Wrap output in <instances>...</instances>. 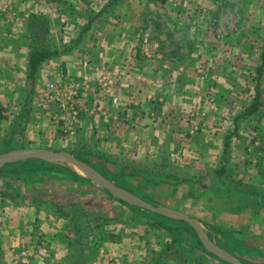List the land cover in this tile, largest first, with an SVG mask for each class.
<instances>
[{"label":"rangeland","instance_id":"374dc122","mask_svg":"<svg viewBox=\"0 0 264 264\" xmlns=\"http://www.w3.org/2000/svg\"><path fill=\"white\" fill-rule=\"evenodd\" d=\"M4 1L0 0V5L5 3ZM9 1L12 5L19 4L20 1L23 2L24 9L21 11L19 19H16L13 14L11 17L14 18L10 17L9 19L7 17L9 13L5 14L6 11L0 9V51L7 57L6 61H0V138L7 131L11 119L21 111L28 110L27 114L25 113V121L22 122L24 144L17 148L42 147L66 150L76 155L75 152L79 150L81 142L78 139L61 137L58 131L56 132V122L51 120V108L41 107L37 103L40 96L38 95L40 85L44 81L54 78V75H49L47 72L46 61L40 66L34 92L31 96L28 93L27 56L30 42L27 36L26 22L36 0ZM112 1L87 0L85 6L91 4V7L98 9L101 4L106 5ZM250 1L255 5L253 15H251V11L243 9L242 6L230 13L234 12L239 16L248 17L247 22L244 20L242 22L244 29L248 28L250 18L253 28L259 25L264 29V10L256 9L258 2L263 0H238V5H244L245 2ZM197 2L202 3L201 0H197ZM75 4L78 8L84 7L82 0L80 5ZM36 8L32 9L33 12L49 16L44 8ZM80 10L77 11L80 12ZM92 12L94 11L92 10ZM258 14L263 19L258 18ZM55 15L59 16L57 13ZM87 18L86 16L85 19ZM74 23L76 24V22ZM232 26L233 22L230 23V27ZM79 29L80 26H73L71 33L63 30L58 32V25L51 24L50 35L57 47L62 49L60 56L68 53L75 46V39L81 33ZM263 29L261 36L264 38ZM237 43L239 44L235 45L234 43V45L239 47L241 43ZM251 45L253 43H249L248 51H250ZM236 61L239 66L233 64L230 68L232 78L223 80L219 83L218 89H215L214 96L218 95V97L215 96L216 99L214 98L213 105L215 106L202 102L192 106L189 112L193 116V121L190 123L192 126L184 131L182 136L186 142L179 141L169 146L171 158H176L175 162L184 168H190L185 169V171L188 170L189 175L218 168L221 165L222 145L225 136L233 129V116L253 100L256 84L255 68L260 64L261 58L256 54H249L247 58H239ZM260 89L263 104L256 113L238 121L237 132L229 139L228 152V167L234 178L244 185V190L241 192L248 194L252 191L251 199L258 200L259 205L246 208L248 204L245 203L244 195L237 196V198L232 195H219L225 191L217 189L213 183L210 184V178H205L204 184L185 182L176 187L163 185L146 187L138 176L125 175L129 172V168L125 167L126 163L133 161L139 165L142 162L150 161L144 156L143 148L138 149L136 153L138 159L135 160L133 159L135 157L127 156L128 153L118 155L116 153L119 152H112V147H107L108 152H105L99 148L100 145L96 142H94L95 144L88 142L95 149L94 153H89V164L116 185L136 194L145 201L153 205L170 206L196 218L200 222L203 235L231 252L241 264H264V74ZM198 112L205 115L197 116ZM208 118H213L215 123L207 125ZM195 126L198 128L195 129ZM212 129H218L219 132V140L213 152H198L197 158L194 159L192 147L195 142H190V137L197 131L213 132ZM49 135H52L51 138ZM52 137L55 139L52 140ZM181 142L183 146H181ZM127 148L130 147L127 146L124 149ZM102 153L105 156H102ZM17 161L19 160L6 164H13ZM44 161L56 164L49 160ZM56 165H60L61 168L51 173L48 172L47 175H36L33 186L25 185L19 179L0 177V189L5 184H8L10 189L18 187L28 197L26 198L27 203L31 194L39 195L43 200L71 196L93 213L101 212L111 215L108 224L91 232L92 245L95 249L92 262L87 264H155V262L157 264H197L196 262H199L198 264H222L226 262L205 248L194 229L185 220L130 205L86 178L79 170L63 164ZM117 172L122 174L120 179L118 177L120 174ZM75 175L77 176L75 177ZM76 179H82V181H75ZM10 204L13 203L7 201L3 203L5 208ZM45 216L50 215L45 214ZM47 221L49 222L50 219ZM159 222L168 225L170 229L156 226ZM57 226L61 228L62 223L58 222ZM62 233L64 237L69 236L67 230ZM103 234L108 236L105 241H102ZM168 243L174 244L173 246L180 250L173 254L161 252V249ZM18 245L24 246V249L19 251V255L16 257L17 262H14V258L5 257L0 260V264H27L35 256V253H29L30 247L27 244ZM67 253L64 254L57 250L56 259L62 260ZM30 254H33V257ZM225 264L230 263L226 262Z\"/></svg>","mask_w":264,"mask_h":264},{"label":"crops","instance_id":"0c3cea01","mask_svg":"<svg viewBox=\"0 0 264 264\" xmlns=\"http://www.w3.org/2000/svg\"><path fill=\"white\" fill-rule=\"evenodd\" d=\"M85 1V8L76 6L81 0H36L32 5V9L46 10L51 24L58 25V32L71 33L73 26H80L82 32L68 53L45 62L49 75L81 74L82 61L91 62L90 92L81 105L77 132L70 139L96 142L105 152L112 147L113 153H128L135 160L138 149L143 148L144 156L152 160L159 151L168 148L170 152L169 146L175 142H186L182 136L192 126L191 107L201 102L213 105L219 83L232 78L231 65L239 66L236 59L249 56L235 46L253 38L242 25L248 17L230 11L242 6L253 15L254 3L239 6L238 0H203L200 5L207 12L202 14L200 5L189 0H113L98 9L85 6ZM4 2L0 9L9 13L7 17L19 19L23 2ZM256 9L264 10V0ZM258 18L263 19L259 14ZM252 24L250 18L248 26ZM144 35L148 36L146 45L140 44ZM6 60L0 51V61ZM107 72L115 73V85L110 89ZM114 96L118 105L112 101ZM208 119L207 125L215 123ZM212 130L197 131L190 137V142H195L194 159L198 152H213L219 132ZM127 146L130 148L124 149ZM0 208V260L16 259L24 249L18 244L25 243L29 253H35L34 257L30 254L33 258L27 264H66L56 259L57 250L64 254L70 250V244L63 241L65 230L57 226L58 218L25 205Z\"/></svg>","mask_w":264,"mask_h":264},{"label":"trees","instance_id":"16d2710c","mask_svg":"<svg viewBox=\"0 0 264 264\" xmlns=\"http://www.w3.org/2000/svg\"><path fill=\"white\" fill-rule=\"evenodd\" d=\"M159 1L171 3L168 2L169 0ZM188 2H192L191 4L195 5L201 4L198 3L197 0H189ZM201 2L203 1L201 0ZM202 8L203 6L200 5L198 11L202 14H206L207 11H203ZM86 29L87 28H85V30ZM262 29V26L259 25L256 28H253V26L250 25L248 28L244 29L247 36L250 35L253 38H247L239 47L241 50H246L248 54H256L259 56V58H261V62L255 68L256 84L253 100L249 103V105L233 116V129L224 138L221 151V165L218 168H211L205 172L201 171L194 173L193 175H189L188 170L185 171V169L190 168H184L183 166L177 164L175 162L176 158L172 159L171 153L163 150L159 151L155 155L154 159L142 162L139 165L133 161L126 163L125 167L129 168V172L125 174L126 176H138L140 181L146 187L150 185L176 187L185 182L204 184L206 182L205 178H210V184L213 183L217 189L225 191V193L219 195H232L236 198L237 196L239 197L244 195L245 203L248 204L246 208L259 205L258 200L255 201L251 199L253 196V193H251L252 191L248 192V194L241 192L244 190V185L241 181L234 178L228 167V152L230 148L229 139L237 132L236 127L238 121L256 113L263 104L260 89L261 80L264 74V38L261 36ZM26 30L30 42L27 56V84L29 87L28 93L29 96H31L35 89L40 66L43 62L59 56L62 53V49L60 50V47H57L50 35L51 21L49 16L40 12L30 13L27 17ZM81 35L82 32L77 38L78 41H80ZM249 43H253L250 51H248ZM27 112L28 110H23L11 119L9 125L7 126V131L0 138V151L23 146L24 126L22 125V122L25 121V113L27 114ZM80 142L81 146L79 150L75 152L76 156L90 163L89 153H94L95 149L86 141ZM101 155L105 156L104 153ZM59 168H61L60 165L52 164L41 159H22L16 163L6 164L3 167H0V177L15 180L19 179L24 182L25 185L33 186L35 183L33 180L36 175H47L48 172L51 173ZM117 174H120L118 176L120 179L122 174L120 172H117ZM76 176L77 175H75V177ZM75 181H82V179H76ZM26 198H28L26 194L22 193L18 187L10 189L8 184H5L4 187L0 189V205H3V203L7 201L13 203L14 205L32 206L41 210L46 215L58 218V220L62 223V229L67 230L70 234L69 236L66 235L65 238H63V241L70 244V250L61 260L63 263L87 264L93 259V251L95 248L93 249L91 232L104 224H108L110 221L109 217L111 215L109 216L108 214H103L101 212L93 213L86 206L81 205L79 201L71 196L53 198L52 200H43L39 195L31 194L28 199V203ZM156 226L167 230L170 229L168 225L160 222L157 223ZM107 238L108 236L103 234L102 241H105ZM173 245L174 244L170 243L166 244L161 249V252H169L170 254L178 252L180 249L174 247ZM202 262L204 261L202 260ZM196 263L198 264L199 262ZM225 263L226 262L222 264ZM155 264L157 263L155 262Z\"/></svg>","mask_w":264,"mask_h":264},{"label":"water","instance_id":"95a60500","mask_svg":"<svg viewBox=\"0 0 264 264\" xmlns=\"http://www.w3.org/2000/svg\"><path fill=\"white\" fill-rule=\"evenodd\" d=\"M22 159H43L52 161L56 164L70 166L71 168L79 170L86 178L96 183L100 187L106 189L116 198L121 199L122 201L130 205L144 208L151 212L159 213L165 216L181 218L191 225L202 244L210 252L216 254L230 264H241L231 252L213 243L203 235L200 227V222L196 218L179 209H175L173 207L165 205H153L145 201L136 194L116 185L114 182L100 173L96 168H94L91 164L83 161L69 151L42 147H23L9 149L4 152H0V167L6 163Z\"/></svg>","mask_w":264,"mask_h":264},{"label":"built area","instance_id":"2783aa9c","mask_svg":"<svg viewBox=\"0 0 264 264\" xmlns=\"http://www.w3.org/2000/svg\"><path fill=\"white\" fill-rule=\"evenodd\" d=\"M147 43L148 36L144 35L140 44L146 45ZM81 66L83 68L81 74L57 75L44 81L38 90L40 96L37 103L41 107L51 108V120L56 122L57 131L61 137H72L76 134L80 124L81 105L90 92L91 83L88 70L91 68V62L85 59ZM114 76L113 72H107L105 76L109 89L115 85ZM112 101L115 105L119 104L117 96H114ZM200 112L196 113L197 116L205 115ZM114 119H118V116H115ZM197 128L195 126V129ZM14 262L16 263L17 260L14 259Z\"/></svg>","mask_w":264,"mask_h":264}]
</instances>
